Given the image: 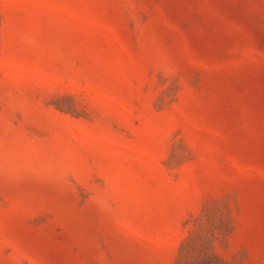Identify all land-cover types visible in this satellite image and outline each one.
<instances>
[{
  "label": "rangeland",
  "instance_id": "374dc122",
  "mask_svg": "<svg viewBox=\"0 0 264 264\" xmlns=\"http://www.w3.org/2000/svg\"><path fill=\"white\" fill-rule=\"evenodd\" d=\"M0 264H264V0H0Z\"/></svg>",
  "mask_w": 264,
  "mask_h": 264
}]
</instances>
